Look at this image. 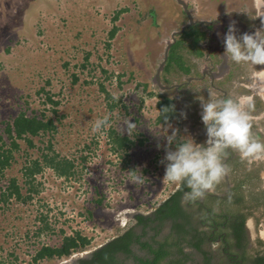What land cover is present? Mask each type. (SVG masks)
Masks as SVG:
<instances>
[{"label": "rangeland", "instance_id": "obj_1", "mask_svg": "<svg viewBox=\"0 0 264 264\" xmlns=\"http://www.w3.org/2000/svg\"><path fill=\"white\" fill-rule=\"evenodd\" d=\"M194 1L200 6L195 4L196 17L213 22L208 25L212 30H208L209 36L201 41L205 56L197 59L198 76H202L201 63L210 70H217L223 59L228 62L223 57L225 48L220 39L224 38L222 35L227 33L230 23L235 22L237 36L254 33L264 28V23L256 17L259 13L254 7L255 0ZM257 1L264 4V0ZM151 11H156L157 25L151 23ZM14 12L22 14L18 25L12 23L17 19ZM23 17L29 30L24 29ZM187 22V16L175 0H0V133L6 138L3 121L12 120L20 112L34 110L41 115L46 110L49 116L58 120L63 132L56 147H62V152L74 158L78 167L77 175L71 179L54 176L52 179L47 168L34 180L38 192H33L27 200L15 199V207L8 211L5 208L0 210V264H59L61 259L32 263V257L42 244L59 245L63 237L75 229L93 238L95 244L84 250L89 256L98 246L133 223V220L129 221L133 215L128 210L133 208V203H144L150 188L161 184L157 198L163 200L168 186L173 185L162 182L167 161L163 160L161 169H155L151 157L158 152L165 157L168 149H163V145L179 126L176 121L166 126L156 122L159 113L156 104L160 97L155 94L166 92L184 105L187 101H194L197 93L201 95V90L172 88L164 91L166 89L154 86L157 63L151 65V59L158 62L163 59L165 41L171 38V30H168L169 35L165 32L169 26H173V32L180 31ZM113 29L114 36L109 37ZM220 29L222 35L217 32ZM187 43L185 41L180 46L185 52L179 49V53L195 61L196 55L201 56V50L195 48L194 41L190 42L193 48ZM88 51L91 55L86 58ZM230 64L233 75H245L247 78L244 79L256 86L251 94L264 89V78H257L262 77L264 65L228 62V66ZM73 74L79 77L77 82ZM175 76L172 81L178 83L180 78ZM205 77L207 81L211 79ZM96 79L104 81L110 96L99 91L98 82H91ZM147 83L148 87L144 85ZM42 87L46 90L38 92ZM49 95L53 100L62 99V102L53 106L48 100ZM112 104L114 107L110 108ZM190 106L187 108H192ZM75 108L77 113H74ZM262 108H255L254 112ZM61 114L65 115L62 122L57 117ZM104 116L109 117L108 127L93 132V122ZM129 121L135 124L131 135L126 132ZM114 127H119L123 134L135 141L147 137L143 145L130 151L131 165L109 149V133ZM38 138L35 142L43 148L44 144ZM20 142L22 147L27 146L24 139ZM22 151H14L11 165L0 177V187H6L8 178L17 176L23 185L22 194L26 196L28 186L23 181L26 176L22 169L26 156ZM31 151L38 155L42 150L35 147ZM82 156L86 157L83 162ZM135 167L140 176L143 167L150 168L142 176L143 184L129 181V174ZM242 181L248 182L243 177ZM253 181L260 184L264 179ZM101 190L103 205L98 207L92 198L102 196ZM154 201L155 198L150 205ZM83 204L96 207L93 220L82 214L86 211ZM150 209L140 208L146 213H150ZM41 214H48L50 229L46 228ZM126 221V227L120 226ZM259 228H264V221ZM215 252L214 262L226 264L222 254L218 250Z\"/></svg>", "mask_w": 264, "mask_h": 264}, {"label": "trees", "instance_id": "obj_2", "mask_svg": "<svg viewBox=\"0 0 264 264\" xmlns=\"http://www.w3.org/2000/svg\"><path fill=\"white\" fill-rule=\"evenodd\" d=\"M16 14V22L14 20L12 21L14 25H18L19 20L22 18V14H18L16 12L13 13V15ZM13 15H11L12 18ZM23 21L26 22V24H23L24 29L27 28V30H29V25L25 17H23ZM201 26L203 25L198 22L185 29L183 33L177 36V41L173 44L169 51L167 59L168 64L165 67V73L169 72L170 65H173L171 66L173 67V75L178 73L180 74V71H185L186 68H189L185 65L186 60L182 57L179 51H177V48L185 41H188V46L191 48H193L190 45L191 41H194L193 45L195 48H201V41L207 38L208 33V30H203ZM27 30L25 31L26 33ZM114 33L115 29L111 30L109 37H113ZM202 53L203 51H201V54ZM90 55L91 53L88 51L86 58H89ZM67 63H65V65ZM186 71L188 72L189 70L187 69ZM73 78L76 82L79 80L77 74H73ZM88 81L89 80H87V82ZM92 81L93 84L98 82V89L100 92H105L108 96H110L103 80L100 81L96 79L91 80V82ZM167 81L169 80L167 79ZM144 85L148 87L149 84L147 83ZM40 89L41 90L38 92L46 90L44 87ZM91 90L89 91L91 92ZM151 93H153V91H151ZM157 94L159 93L157 92ZM48 100L53 106H58L62 102V99L53 100L50 95L48 96ZM113 107L114 104L110 106V108ZM156 107L159 110L156 119L157 123L167 125L175 118L179 117V106L176 104L175 98L168 95H160V99L158 100ZM53 110L56 113L59 112L56 107H54ZM77 112L78 109L75 108L74 113ZM61 115L62 116L57 117L62 122L64 119L63 116L65 117V115ZM3 123L6 124V128L4 129L6 138H4L3 134L0 133V177L4 176L6 169H8L11 165V159L14 158V151H20L23 149L22 153L26 156V162L22 168L24 175L26 176L23 181L25 185L28 186V194L26 196L22 194L23 185L20 184V180L17 176L8 178L9 181L7 186L0 187V210L5 208L4 210L8 211L13 206L15 207V199L27 200L32 197L33 192H38L39 190L35 186L34 180L38 175L43 174L47 168L51 171L50 175L52 179L53 176L71 179L77 175L78 167L75 159L69 158L67 154H64V151L62 152V147H56V144L60 143L59 135L63 132L60 131L58 120L54 118V116H49L46 113V110H44L41 115L34 110L31 113H28L25 110L20 112L12 120H5ZM109 134L110 137L108 142L111 145L109 146V149L116 153L120 158L125 159V162L130 165V151L133 150L132 147L136 146L135 140H133L130 136L123 134L119 127L112 128ZM36 137H39L38 141L44 144L42 146L43 148L38 146L35 142ZM22 139L27 142L26 147H22L20 142ZM184 141L186 140H182L181 143ZM142 142L143 139H141V143ZM35 147H39L42 150L41 152L37 151L38 155H35V151H31V149H34ZM155 158L157 160L160 159L161 161L164 160L161 158L160 154H156L151 160H154ZM85 160L86 157L82 156L81 161L83 162ZM137 162H139V160ZM154 168L161 169V165L156 163ZM142 169L144 174H147L150 170V168L147 167H143ZM136 171H138V168L135 167L134 172ZM161 186L162 185L160 184L156 188H150L149 192L145 194L146 198H144V203L137 202L132 205L136 208L145 207L149 209L153 198L156 199L159 195ZM175 186L176 184H173V187ZM96 190H99L98 187H96ZM186 190L189 189L186 184L182 183L180 188L174 193L168 194L166 199L157 207L153 214L136 215L138 225L127 227L124 231L117 234V236L115 235L101 247L94 250L90 257L80 259L79 264H127L126 261L131 258L134 259V264H160L164 261V259L168 260L166 264L187 263V261L192 258V253L184 251V242L192 233L193 238H199L195 242H190L191 246L201 250L203 237L201 235L202 231L199 227L190 226V222H188L187 219L188 215L183 209L182 198ZM99 192L102 196L92 198V202L98 207H101L103 205L104 195L102 190ZM256 203L258 204L257 200ZM83 207L86 211L85 213L82 212V214H84L89 220H93L96 215V207L92 208L85 204H83ZM252 208L253 206L249 207L246 212H243L241 218H239L240 224L234 227V233L240 243L246 239L245 220L253 213ZM40 218L46 222V228L50 229L47 221L48 214H41ZM169 219L172 220L173 236L169 234L164 238L161 236V233L164 230L166 221ZM40 230H42V227L37 230L38 234L40 233ZM62 231L64 230L62 229ZM92 239V237L85 234L82 230L75 229L72 234H66L59 245H51L48 243L42 244L38 249H36V252L32 257V263H39L42 260L55 261L56 259L68 257L75 252L84 251L95 244ZM261 243L264 245L263 241H261ZM143 249L148 252V255L142 253ZM203 253V264H213L211 262V254L208 255V252L206 251H203ZM168 256H173V258L168 259ZM255 262L256 264H264V256H258Z\"/></svg>", "mask_w": 264, "mask_h": 264}, {"label": "clouds", "instance_id": "obj_3", "mask_svg": "<svg viewBox=\"0 0 264 264\" xmlns=\"http://www.w3.org/2000/svg\"><path fill=\"white\" fill-rule=\"evenodd\" d=\"M186 2L188 9L191 11L195 23L189 25V23L191 22L189 15L185 12L183 6L178 2L182 8V12H184V14L187 16L188 22L184 24V26L182 27L183 30L181 29L180 31L179 30L174 31L172 37L168 41H165V45H164L165 51L163 53L164 54L163 58H165V52L167 46L170 44V49H171L173 44L177 41V36L183 33L185 29L189 28L190 26L198 22H202L203 26H205V23H207V22L204 23L203 19H199L196 17L197 13L194 8H196V5L197 7H199L198 1L195 2L194 0H186ZM254 7L258 12L256 6V0ZM149 15L152 16L151 23L157 25L158 21H157L156 11H151ZM256 17H260L262 23H264V19H263L264 15L259 14ZM201 28L205 30L204 27L201 26ZM236 32L237 29L235 26V22L230 23L228 27V31L223 38V44L225 48L223 57L226 58L228 62H235L237 64H250L253 66L264 65V28L258 29L254 33L245 32L240 36H237ZM207 36H209V33H207ZM179 49L185 52V50L182 47H179L177 51H179ZM198 49L203 51V53L201 54V56L196 55L197 58L196 59L194 58L195 61L188 59L185 56L183 57L186 60L185 65L187 67L189 68H193V66L197 67L198 64L197 59L198 58L200 59V57L205 56V52L204 49L202 48V44H201V48ZM224 61L225 60L222 61L221 63L222 65L218 66L219 68L217 70L215 69V71H209L206 73H204L202 70V76H198V77H200V79L203 77H204L203 79H206L205 76L207 75L208 77L211 78L209 81L213 82V84L216 86L219 85L220 81L222 83L227 82L226 83L227 88L223 87V90H221L220 88L217 87L218 90H209L208 91L209 94H206L205 90H201V95L197 93L195 96L194 94L195 96L194 101L191 102L187 101V103H185L184 105H180L178 103V99L174 97L176 104L179 106V117L175 118L172 122L176 121V124L179 126V128L174 132L175 134L167 137L168 142L163 145V149H168V150L166 152L165 157L161 155L160 156L161 158L164 159V161H167V163L164 164V161H161L160 159L157 160L156 158L152 161L155 164L156 163L160 165L164 164V166H166L165 174L163 176L162 182L164 183L170 182L176 184V186L175 187H172L173 185L168 186L169 188L168 191H166V194L162 197L163 200L159 198L155 199L156 201H154L153 205H151L150 207L151 208L150 213H146V211L140 210V208H136L134 206L132 209H129L128 211L130 212L131 215H133V217L129 219L130 222L138 214L150 215L151 213H153L157 209V207L166 199L168 194L174 193L177 189L180 188L182 183L186 184L187 188L189 189L184 192L182 198L183 209L185 213L189 215V213L193 211L191 207H188L187 205L190 203H194L197 200L203 199L207 193L214 194L215 196L216 194L223 196L229 194L228 190L225 192V194L217 192L218 190L216 186L219 185L221 182H223L222 180L225 177H230V176H232V180H233L231 185L235 183L233 187L234 190L237 187H244L245 183L248 184L250 194L252 195L253 199L256 198L254 201L256 202L257 200L258 202V204L253 203L252 205H248V207L253 206L252 208L253 213L251 215L256 217V219L259 222V225L264 221V181H262L260 184H255L253 181V179L255 180L264 179V177H262V175L264 176V108L258 107L259 109L262 108L261 111L254 112L255 104H254V99L251 95H254V93L256 92H253V94H251L250 92H252V90H256V86L249 85L248 80L244 79L242 81L243 78H241L238 75H233L232 72L233 69L232 71L225 73L223 71L222 66L227 69L228 62L225 61L227 63L226 64ZM182 71H180V74H182ZM156 74H157V70L153 77V84L154 86L156 85L157 87L162 88V86L158 84L156 80ZM197 74H199V70ZM219 75L221 76L220 78L218 77ZM253 75L255 76V74ZM257 78L262 79L264 77H257ZM160 81L164 86H168L167 88L163 87V89H167L168 91L172 90V88L184 89V87L186 86V84L184 86L180 84L179 83L180 81L178 83L165 84L161 80V76H160ZM248 85L252 86L251 90H247L249 89ZM197 88L200 90L199 87ZM236 90H245L248 93V96L245 95L234 96L236 94L235 93ZM260 91L261 90H259V92L257 93H260ZM158 93L160 95H167L166 92H158ZM159 94H155V95H159ZM115 98L119 99V97H115ZM189 105H191L190 107L192 108L188 109L187 107H189ZM201 113H202L201 116L202 122L206 128V134H207V140L203 144L196 143V140L194 138V133L192 132L195 130V126L193 125V123H191L192 118L200 115ZM261 120L263 125L262 127L258 128L257 122ZM170 123H168L167 125H169ZM108 125H109V117L104 116L102 118L96 119L93 122L92 131L98 133L103 129H105L106 127H108ZM252 125L254 126L255 130L257 129L256 131L258 132L257 134L256 132L253 131L255 136L252 133ZM134 129H135V124L131 121L127 122L126 132L129 135H131ZM191 135H193V137ZM146 138H147L146 136L145 138L144 137L139 138L138 141H135L136 146L132 148L134 149L136 147H140V145H143L147 140ZM141 139H143L142 143H141ZM260 139H262V141ZM182 140H186V141L181 143ZM229 152L239 154L240 156L239 164L247 168V170L244 173H241L239 171V166H240L239 164H237V166H233L232 163L227 161L229 159L226 157L228 156ZM157 154L160 153L158 152ZM155 155L156 154H154L152 157H154ZM243 160H248L249 166H247ZM255 160H259L258 164L256 162V164L259 165V167L253 169V162ZM130 165H131V161H130ZM256 170L258 172H261V177L258 175ZM136 173L137 171L134 172L133 170V172L129 174V181H131L134 184H143V177H142L144 176L143 169L141 172L142 173L141 176ZM242 177L248 182H243ZM251 181H253V183ZM157 197H159V195ZM122 223L123 222H121L120 226L126 227L128 221L124 222L123 224ZM165 225H167V221ZM199 228L201 230V227ZM165 229L166 227L164 226V230ZM164 230L162 233H165ZM259 231L263 233L264 228H259ZM218 242L220 241L213 240L211 242V248L214 251H217L218 250L217 248L220 247L217 246ZM103 244L98 246L96 249L101 247ZM186 249L188 250V252L192 253V258L189 259V261H187L186 264H195V263L200 264L203 262V257H204L203 251L205 250L202 247L201 250L199 249L194 250L191 246V243H189V240L187 239L184 242L185 252H187ZM81 252L84 251L75 252L68 257H63L61 258V260L59 259L60 260L59 264H73L75 262L74 260L78 258L77 256ZM85 252H87L86 254H89L88 251ZM92 253L93 252H91L89 256H91ZM199 254H201V257ZM83 256L78 258V261L82 258H86ZM212 263L216 264L215 262Z\"/></svg>", "mask_w": 264, "mask_h": 264}, {"label": "flooded vegetation", "instance_id": "obj_4", "mask_svg": "<svg viewBox=\"0 0 264 264\" xmlns=\"http://www.w3.org/2000/svg\"><path fill=\"white\" fill-rule=\"evenodd\" d=\"M259 11V10H258ZM202 24V22H200ZM196 64V63H195ZM210 81L206 79L201 80L200 86L197 87L200 90H204L210 86ZM227 82L222 83L220 81L219 88L223 90V87H226ZM205 86L204 88H202ZM216 90L217 87L215 85ZM227 88V87H226ZM264 90V89H263ZM206 94H209V90H205ZM255 108L263 107L264 108V99H254ZM252 114V112H251ZM202 113L198 116L192 118L191 123L195 126V130L192 131L194 133V138L196 143L203 144L207 140L206 128L202 122ZM252 122V121H251ZM262 120L257 122V127H262ZM253 133V130H252ZM254 135V133H253ZM193 137V135H191ZM255 136V135H254ZM228 158L230 163L233 166H237L239 164V154L229 152ZM247 166H249L248 160H243ZM240 165V164H239ZM247 168L242 165L239 166V171L244 173ZM258 175L261 177V172H258ZM262 177H264L262 175ZM223 183L228 190L229 194L227 195H218L207 193L203 199L197 200L194 202L195 210L190 212L188 215V222H190L191 227H201L203 241L201 247L208 252V255L211 254L212 260L215 261L214 253H216L211 248V242L213 240L220 241V247L217 248L218 252H220L223 256V260L226 264H256L255 260L258 256H264V245L260 240L264 241V232L259 231V222L255 216L250 215L245 220V229H246V239L242 241V243L238 242V238L235 235L234 227L240 224V219L243 212H246L249 209L248 205H252L256 203L250 194L249 186L245 183L244 187H237L235 190L233 189L235 183H232V176L225 177ZM253 183V181H251ZM243 186V185H242ZM257 212V211H256ZM153 214V213H151ZM138 225L137 217L133 218V223L130 226ZM129 226V227H130ZM139 227V226H138ZM166 229L165 233H161V236H166L171 234L173 236L172 231V220L169 219L167 221V225H165ZM168 227V228H167ZM140 228V227H139ZM189 228V227H188ZM196 239L193 238V234L191 233L188 236L189 243L195 242ZM110 240V239H109ZM137 248V247H136ZM134 248V249H136ZM193 248V247H192ZM197 250L196 247L193 248ZM145 255H148V252L143 249L142 250ZM90 257V256H89ZM88 258V257H86ZM173 256H168V259H172ZM83 259V258H82ZM204 260V257H203ZM168 262L167 259H164L160 264H166ZM219 261H217L218 263ZM127 264H134L135 261L133 258L126 261ZM79 264V261L77 262ZM203 264V262L201 263Z\"/></svg>", "mask_w": 264, "mask_h": 264}, {"label": "crops", "instance_id": "obj_5", "mask_svg": "<svg viewBox=\"0 0 264 264\" xmlns=\"http://www.w3.org/2000/svg\"><path fill=\"white\" fill-rule=\"evenodd\" d=\"M200 7V6H199ZM163 21H164V23L165 24H168V22L167 21H165L164 19H163ZM204 22H207V23H205V26H204V28L205 29H207V30H211L210 29V27L208 26V25H210L211 23H213V22H211V21H204ZM160 24H162L163 25V23H160ZM203 27V26H202ZM172 28V29H171ZM168 30H171L170 31V33H171V35H170V37H172V34H173V26H169V28L167 29V31H165L166 32V34L167 35H169V33H168ZM212 31V30H211ZM215 31H216V28H215ZM223 30L222 29H220V30H217V32L218 33H220V32H222ZM217 34V33H216ZM167 35H165V36H167ZM220 35H222L221 33H220ZM222 36H224V35H222ZM223 40V38L222 39H220V41H222ZM163 58V57H162ZM197 57H195V59H196ZM152 61H151V65H154V64H156L155 66H156V69L158 70V68L160 67V65H161V63L163 62V60H164V58L163 59H161L160 60V62H158V60H155V59H151ZM224 60V59H223ZM225 62V61H224ZM226 63V62H225ZM168 64V62H167V60H166V62L163 64V66H162V68H161V70H160V76H161V80L163 81V82H165L166 84H173V81H170V82H168L166 79H170V80H173V67H171V66H173V65H170V70H169V72H167V73H165V67H166V65ZM201 65H202V67H203V72L204 73H206V72H209V71H215V68H213V69H211L210 70V68H206V67H204V64H202L201 63ZM199 66V65H198ZM195 67V66H193V68H189V71L187 72V71H184L183 70V72H182V74H179L178 73V75L176 74V76L175 77H177V78H180V84H182L183 86L186 84V86L184 87V89L183 90H193V89H196L197 88V85L199 84V86H200V83H201V79L203 80V78H201L200 79V77H198V74H197V72H198V69H199V67ZM218 66V65H217ZM222 68H223V71L226 73V72H230V71H232V69H233V66L232 65H230V69H226L225 67H223L222 66ZM191 69H193V70H191ZM156 71V70H155ZM233 72V71H232ZM245 74V73H244ZM241 75V78H243L242 79V81L244 80V78L246 79L247 77L245 76V75H242V74H240ZM212 77V76H211ZM219 78L221 77L220 75L218 76ZM262 77H264V70L262 71ZM213 78V77H212ZM183 79H185V80H183ZM243 83H245V82H243ZM250 85V84H249ZM248 85V86H249ZM205 86H203L202 88H204ZM216 87H218L219 88V85H217ZM243 87V86H242ZM251 88H252V86H249V89H247V90H251ZM167 90V89H166ZM197 90H199L198 88H197ZM204 90H216V88H215V85L213 84V82H211L210 83V86L208 87V88H206V89H204ZM235 95L234 96H240V95H245V96H248V93L245 91V90H236L235 91ZM252 97H253V99H264V90H261L260 91V93H254V95H251ZM191 117V116H190ZM252 130L254 131V132H256L257 134H258V132L255 130V128H254V126L252 125ZM206 133V132H205ZM261 138H262V136H261ZM261 141H262V139H260ZM255 162V163H254ZM253 162V169L254 168H258L259 167V165H257L258 164V162H259V160H255ZM256 162H257V164H256ZM216 188H217V192H219V193H224L225 194V192L227 191V189H226V187H225V185H224V183L223 182H221L219 185H217L216 186ZM188 207H191V209H192V211H194L195 210V207L197 206V205H194L193 203H190V204H188L187 205ZM217 246H220V242H218V245ZM186 264V263H185Z\"/></svg>", "mask_w": 264, "mask_h": 264}, {"label": "water", "instance_id": "obj_6", "mask_svg": "<svg viewBox=\"0 0 264 264\" xmlns=\"http://www.w3.org/2000/svg\"><path fill=\"white\" fill-rule=\"evenodd\" d=\"M177 1L183 6L185 12L189 15V18H190V20H191V22L189 23V25L195 23V21L193 20V16H192V14H191V11L188 9V6H187V2H186V0H177ZM182 30H183V29H182ZM169 49H170V44L167 46V49H166V52H165V58H164L163 62L161 63L160 67L158 68V70H157V74H156V80H157L158 84H160V85L162 86V88H163V87H164V88H167L168 86H164V85L161 83V81H160V73H159V72H160V70H161L163 64H164V63L166 62V60H167V56H168ZM80 257H81V256H79L78 258H80ZM83 257H88V254H85ZM78 258H76V259L74 260L75 262H74L73 264H77V262H78Z\"/></svg>", "mask_w": 264, "mask_h": 264}, {"label": "bare ground", "instance_id": "obj_7", "mask_svg": "<svg viewBox=\"0 0 264 264\" xmlns=\"http://www.w3.org/2000/svg\"><path fill=\"white\" fill-rule=\"evenodd\" d=\"M256 6H257V9L259 10L258 12H259V14L260 15H263L262 13H264V10H263V8H264V4L262 3V2H260V1H257L256 0ZM263 10V12H261ZM264 19V18H263ZM87 252H81L80 254H78V256L77 257H79V256H83L84 254H86Z\"/></svg>", "mask_w": 264, "mask_h": 264}]
</instances>
